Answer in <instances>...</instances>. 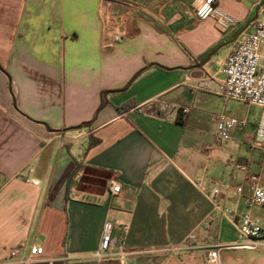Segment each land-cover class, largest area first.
I'll use <instances>...</instances> for the list:
<instances>
[{"label":"crops","instance_id":"0c3cea01","mask_svg":"<svg viewBox=\"0 0 264 264\" xmlns=\"http://www.w3.org/2000/svg\"><path fill=\"white\" fill-rule=\"evenodd\" d=\"M199 1L0 0L2 264H23L32 246L44 255L30 264H98L107 221L111 258L101 264H117L121 251L126 264H205L215 248L219 264H264V251L234 247L221 211L247 210L238 166L260 171L261 152L247 144L259 119L246 111L244 128L206 150L215 116L204 108L219 97L226 55L264 18V0H218L239 22L227 33L193 18ZM115 33L121 41L104 47ZM225 45L217 67L210 58L194 68ZM89 137L99 143L87 148Z\"/></svg>","mask_w":264,"mask_h":264},{"label":"built area","instance_id":"2783aa9c","mask_svg":"<svg viewBox=\"0 0 264 264\" xmlns=\"http://www.w3.org/2000/svg\"><path fill=\"white\" fill-rule=\"evenodd\" d=\"M217 1L200 0L193 7V18L198 22L212 20L219 32H230L239 25V22L222 11ZM126 14L128 13H124L123 15ZM117 20L115 29L121 30L123 21L120 20V16L117 17ZM252 25L253 32L248 34L242 41L237 42L222 63L220 71L224 75V80L218 89V96L224 101L232 100L261 109L262 115L257 128L254 134L247 138L248 146L261 152V170L264 169V18L254 21ZM121 39V34L115 33L111 37L110 42L105 44L104 47H111L120 42ZM214 123L215 128L212 142L207 145L206 150L228 142L235 129L244 128L247 125L246 119H237L224 115L215 116ZM238 169L244 173L245 182L249 188V195L246 199L247 210L237 212L228 208H222V215L233 226L236 232L239 243L234 246L235 248L264 251V218L253 216L251 213L253 209L264 210V178L260 171L249 173L244 165L238 166ZM196 186L202 189L199 183ZM229 188L237 196V199L243 197V184L237 185L232 183ZM119 190V183L112 181L108 187L109 194L116 195ZM211 197L213 204L219 206L217 188L212 190ZM112 229L113 224L111 222L107 221L104 223L99 245L93 254L98 264L111 258L109 251L112 243ZM219 251L220 248L208 250L204 257L205 264H219ZM19 253V248L10 250L5 255L4 261L7 262L17 257ZM43 255L44 250L42 246H32L28 249V256L23 264H30L35 259L42 258ZM125 256L126 253L123 251L115 255L117 264H126ZM62 261L66 262L67 258H63ZM0 264L2 263L0 262Z\"/></svg>","mask_w":264,"mask_h":264},{"label":"rangeland","instance_id":"374dc122","mask_svg":"<svg viewBox=\"0 0 264 264\" xmlns=\"http://www.w3.org/2000/svg\"><path fill=\"white\" fill-rule=\"evenodd\" d=\"M227 47H228L227 45L222 46L211 57V63L213 64V67H217L219 65L220 61L222 60V58L226 53ZM204 108L207 114L211 116L224 115L227 117H235L237 119H241L242 116H244V114L246 113V111L249 112L250 116L255 115L256 119H260L262 115V111L258 107L247 106L245 104L238 103L232 100L224 101L221 98L217 97L216 95H208L206 97V104ZM260 173L264 178V169H261ZM224 231L227 233H231L232 229L228 225L226 226V229Z\"/></svg>","mask_w":264,"mask_h":264},{"label":"water","instance_id":"95a60500","mask_svg":"<svg viewBox=\"0 0 264 264\" xmlns=\"http://www.w3.org/2000/svg\"><path fill=\"white\" fill-rule=\"evenodd\" d=\"M258 10H259V7L256 8V12ZM219 48L220 47H217L213 51H211L209 54H207V56L204 58V60L200 64L195 65L194 68L202 67L218 51ZM161 68L164 69V70H168L167 68H164V67H161ZM106 95H107V93H104L103 94V104L100 106L99 109H102L106 105V102H107ZM90 124H91V122H87V123L80 124L79 126L76 127V129H86V128H89Z\"/></svg>","mask_w":264,"mask_h":264},{"label":"trees","instance_id":"16d2710c","mask_svg":"<svg viewBox=\"0 0 264 264\" xmlns=\"http://www.w3.org/2000/svg\"><path fill=\"white\" fill-rule=\"evenodd\" d=\"M179 123H180V124H183V123H184V120H183V119H180V120H179ZM98 143H99V140H98V139H96V138H92V137H89L87 148H92V147H94L95 145H97Z\"/></svg>","mask_w":264,"mask_h":264}]
</instances>
